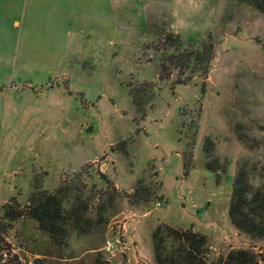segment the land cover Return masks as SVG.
Wrapping results in <instances>:
<instances>
[{
    "label": "rangeland",
    "instance_id": "rangeland-1",
    "mask_svg": "<svg viewBox=\"0 0 264 264\" xmlns=\"http://www.w3.org/2000/svg\"><path fill=\"white\" fill-rule=\"evenodd\" d=\"M259 2L0 0V264H122L103 249L124 217L142 264H156L163 224L205 235L208 264L241 250L264 264V239L229 218L243 163L264 185ZM198 41L215 45L207 79L175 85L190 71L166 59ZM164 63L172 75L160 82ZM53 195L62 219L52 232L34 215Z\"/></svg>",
    "mask_w": 264,
    "mask_h": 264
},
{
    "label": "trees",
    "instance_id": "trees-1",
    "mask_svg": "<svg viewBox=\"0 0 264 264\" xmlns=\"http://www.w3.org/2000/svg\"><path fill=\"white\" fill-rule=\"evenodd\" d=\"M254 5L253 0H246ZM264 4V0H262ZM261 3V4H262ZM260 2L255 5L264 13V5ZM152 24H148L147 33L151 34ZM164 43L170 42V46L176 50H181L180 37L176 33L163 35ZM197 51L185 52L181 58L178 55H171L166 62L174 65L175 69L189 70L190 75L178 78L175 85H187L193 81L195 76L207 79L210 71V64L215 58V45L209 41H198ZM182 54V53H181ZM183 62L180 64L179 62ZM172 72L167 65H161L159 80H168ZM133 102L137 106L140 101L133 89L130 90ZM216 165V167H215ZM208 169L217 172L222 169V165L215 160ZM187 174L188 171L186 170ZM53 195L46 202H40L35 211L34 218L39 222L40 228L52 232L56 230L57 223L62 219V208L60 200ZM148 200V199H146ZM4 207V206H3ZM2 207V209H3ZM19 213L7 214L6 218L12 221L18 219ZM229 218L232 225L239 233L248 236L253 240L264 239V185L255 189L251 182V172L248 164L243 163L237 172L234 182L232 197L229 208ZM1 232V231H0ZM154 245V257L156 264H208V238L205 235L196 233L192 230H180L169 225L163 224L157 227L152 233ZM255 256L247 250L232 252L226 259L221 260L220 264H253Z\"/></svg>",
    "mask_w": 264,
    "mask_h": 264
},
{
    "label": "built area",
    "instance_id": "built-area-1",
    "mask_svg": "<svg viewBox=\"0 0 264 264\" xmlns=\"http://www.w3.org/2000/svg\"><path fill=\"white\" fill-rule=\"evenodd\" d=\"M157 207L162 206V202L156 203ZM131 218L124 217L120 220L113 221L109 225V231L106 236L104 245V254H106L110 261L111 258L117 256L121 257L122 264H142L141 261L133 260L131 253L135 249L132 242L133 239L128 236V228Z\"/></svg>",
    "mask_w": 264,
    "mask_h": 264
},
{
    "label": "crops",
    "instance_id": "crops-1",
    "mask_svg": "<svg viewBox=\"0 0 264 264\" xmlns=\"http://www.w3.org/2000/svg\"><path fill=\"white\" fill-rule=\"evenodd\" d=\"M159 5L161 6V5H168V4H166V3H163V4H159ZM219 16H220V15H218V16H217V18H218ZM99 17H100V16H99ZM147 19H148V17H147ZM19 24H20L19 22H17V23H16V25H19ZM190 174H191V172H190ZM190 174H188V176H187V177H189V176H190ZM185 177H186V176H185ZM199 211H202V209H200ZM201 222H202V221H200V223H201ZM137 230H138V229H137ZM153 230H154V229H153ZM136 234H137V232H136ZM136 234H135V235H136ZM135 235H133V237H134V238H136V236H135Z\"/></svg>",
    "mask_w": 264,
    "mask_h": 264
}]
</instances>
